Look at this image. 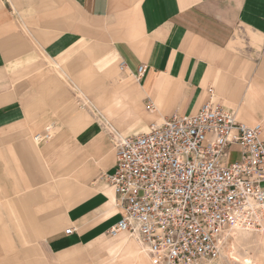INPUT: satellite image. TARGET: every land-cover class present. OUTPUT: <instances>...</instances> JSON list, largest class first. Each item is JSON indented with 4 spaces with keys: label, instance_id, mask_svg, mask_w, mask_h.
I'll return each instance as SVG.
<instances>
[{
    "label": "crops",
    "instance_id": "crops-1",
    "mask_svg": "<svg viewBox=\"0 0 264 264\" xmlns=\"http://www.w3.org/2000/svg\"><path fill=\"white\" fill-rule=\"evenodd\" d=\"M211 99L264 142V0H0V264H113L125 243L117 263L153 264L107 235L110 127L141 135Z\"/></svg>",
    "mask_w": 264,
    "mask_h": 264
},
{
    "label": "built area",
    "instance_id": "built-area-1",
    "mask_svg": "<svg viewBox=\"0 0 264 264\" xmlns=\"http://www.w3.org/2000/svg\"><path fill=\"white\" fill-rule=\"evenodd\" d=\"M145 71L140 66L135 80ZM110 129L117 165L100 179L122 218L108 237L129 235L153 264H205L221 259L227 236L264 234L261 125L243 124L211 99L196 115L174 116L141 135ZM233 148L239 161H231Z\"/></svg>",
    "mask_w": 264,
    "mask_h": 264
},
{
    "label": "rangeland",
    "instance_id": "rangeland-1",
    "mask_svg": "<svg viewBox=\"0 0 264 264\" xmlns=\"http://www.w3.org/2000/svg\"><path fill=\"white\" fill-rule=\"evenodd\" d=\"M43 62V61H42ZM45 62V61H44ZM57 60H52L49 62H46V65L52 70V73L57 74L62 79H65V74L63 71V67L60 65H57ZM120 70V67H119ZM121 71V70H120ZM67 85L71 87V90L75 88L74 84L71 83L70 80L67 79ZM80 99L84 100L85 98L80 96ZM84 105L89 103L86 101L83 102ZM76 109L80 111L82 108L80 103L74 104ZM81 115V114H77ZM238 115V114H237ZM238 155L234 154L232 156L231 161L236 162L239 161ZM249 233H251L249 235ZM246 235V236H245ZM249 236V237H248ZM247 237V238H246ZM226 245L224 246V260L226 264H235L234 261L230 258V253L232 247L234 248V254L237 256V254L241 257H247L250 259L252 264H264V234L263 233H257V232H237L234 233L232 236L230 235L227 237V240H225ZM236 248H235V247Z\"/></svg>",
    "mask_w": 264,
    "mask_h": 264
},
{
    "label": "bare ground",
    "instance_id": "bare-ground-1",
    "mask_svg": "<svg viewBox=\"0 0 264 264\" xmlns=\"http://www.w3.org/2000/svg\"><path fill=\"white\" fill-rule=\"evenodd\" d=\"M134 98V97H133ZM135 100V99H134ZM133 100V101H134ZM137 100V99H136ZM132 107V106H131ZM237 117H238V115H237ZM108 122V121H107ZM109 123V122H108ZM258 233V232H257ZM251 233H249V235H250ZM246 236V235H245ZM228 237V236H227ZM249 237V236H248ZM247 238V237H246ZM226 240H227V238H226ZM125 244H127V243H125ZM125 244H123V246H120V247H116L115 249H113L112 251H111V253H112V255H113V261H114V263L113 264H119V263H117L119 260V258L121 257V249L122 248H124L125 247ZM130 245L132 244V243H129ZM129 247H131V246H129ZM235 247V246H234ZM236 248V247H235ZM129 250V249H128ZM234 248L232 247V249H231V253H230V258L234 261V263L235 264H252V262L250 261V259L249 258H247V257H240L238 254H237V256L234 254ZM128 252V251H127ZM131 253V252H130ZM134 254V253H133ZM138 256L137 257H135V260L133 261V262H131L132 264H142L138 259Z\"/></svg>",
    "mask_w": 264,
    "mask_h": 264
}]
</instances>
